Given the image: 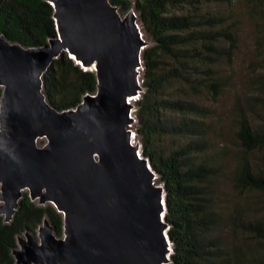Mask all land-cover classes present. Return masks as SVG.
Listing matches in <instances>:
<instances>
[{"label":"trees","instance_id":"1","mask_svg":"<svg viewBox=\"0 0 264 264\" xmlns=\"http://www.w3.org/2000/svg\"><path fill=\"white\" fill-rule=\"evenodd\" d=\"M111 1L133 7L150 40L141 53L135 131L165 187L168 264H264V0H247L253 51L229 107V132L215 103L238 39L234 20L210 7L222 0ZM53 12L47 0H0V33L25 46L46 44L56 35ZM44 77L48 100L61 109L96 90L95 72L67 52ZM44 217L61 235L62 214L27 191L11 221L0 215V264H17V236L35 234Z\"/></svg>","mask_w":264,"mask_h":264},{"label":"water","instance_id":"2","mask_svg":"<svg viewBox=\"0 0 264 264\" xmlns=\"http://www.w3.org/2000/svg\"><path fill=\"white\" fill-rule=\"evenodd\" d=\"M56 35L39 46L0 33V215L11 221L27 190L62 214L12 250L17 264H168L165 187L134 141L130 98L143 89L148 44L131 7L111 0H47ZM67 52L95 72L96 90L71 108L51 103L45 73ZM43 139V141H41Z\"/></svg>","mask_w":264,"mask_h":264},{"label":"rangeland","instance_id":"3","mask_svg":"<svg viewBox=\"0 0 264 264\" xmlns=\"http://www.w3.org/2000/svg\"><path fill=\"white\" fill-rule=\"evenodd\" d=\"M231 2V3H230ZM215 10L224 12L228 15V21L234 20V29L236 30L237 35V48L234 51L233 59L230 63L223 62L222 64V73L226 76V85L219 96L217 102L215 103L220 122L224 127L226 132L230 131V113L229 107L232 102L234 92L239 88L241 82L244 78V70L248 60L252 56L253 51V21L248 11L247 0H222L210 5ZM120 14L123 16L128 11H124L118 7ZM169 11L178 12L177 8L170 7ZM233 15L232 17L230 15ZM143 37L149 43L148 36L144 33L141 23H139ZM82 66V65H80ZM142 74H143V65L140 68L139 79L142 84ZM143 91V89H142ZM137 94L134 100V107L132 108L131 115L134 118V121L131 123V128L134 130V141L139 142L135 127L136 122V109H137V99L140 97L141 92ZM43 141V139H41ZM141 150V144H140ZM27 191V190H25ZM23 234V233H22Z\"/></svg>","mask_w":264,"mask_h":264},{"label":"bare ground","instance_id":"4","mask_svg":"<svg viewBox=\"0 0 264 264\" xmlns=\"http://www.w3.org/2000/svg\"><path fill=\"white\" fill-rule=\"evenodd\" d=\"M135 98H136L135 96H134V97H131V98H130V102H134ZM165 212H166V211H165Z\"/></svg>","mask_w":264,"mask_h":264}]
</instances>
